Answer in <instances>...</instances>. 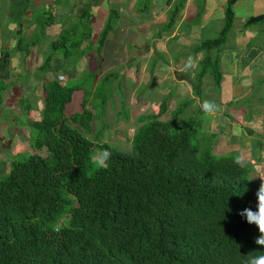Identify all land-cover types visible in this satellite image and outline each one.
<instances>
[{
    "label": "trees",
    "instance_id": "obj_1",
    "mask_svg": "<svg viewBox=\"0 0 264 264\" xmlns=\"http://www.w3.org/2000/svg\"><path fill=\"white\" fill-rule=\"evenodd\" d=\"M235 1L227 0L221 31L194 48V53L204 54L192 84L196 96L205 75H211L216 88L222 81L218 60L210 53L227 40ZM179 9H173L161 32L170 30ZM118 16L112 10L99 32L95 78ZM84 17L91 22L87 10ZM51 21L47 16L37 23L40 34L30 43H23L25 31H15L23 62L31 47L44 39ZM79 28L76 23L62 30L37 68L42 108L32 107L36 99H18L26 116L39 113L36 120L26 117V126L30 146L45 155L19 154L0 175V264H246L247 254L264 251L254 242L258 228L240 215L245 208L255 209L261 183L250 178L249 166L238 156L215 155L213 137L194 118L180 119L190 103L161 121L167 112L162 101L155 114L138 121L130 148L119 150L94 136L105 109L92 103L91 91L82 82L45 78L53 72L54 56L64 64L78 52L81 40L72 37L82 36ZM4 50L1 104L18 80L10 81L11 54ZM106 75L103 80L113 77ZM67 106L76 109L70 116L65 114ZM98 149L111 152L106 168L92 162Z\"/></svg>",
    "mask_w": 264,
    "mask_h": 264
},
{
    "label": "crops",
    "instance_id": "obj_2",
    "mask_svg": "<svg viewBox=\"0 0 264 264\" xmlns=\"http://www.w3.org/2000/svg\"><path fill=\"white\" fill-rule=\"evenodd\" d=\"M13 4L18 10L11 25H19L15 31L28 30L29 37L32 36L29 31L33 30V24L40 22L41 17L44 21L47 16H52L51 23L45 28V37L39 43L42 49L37 50L41 59L48 54L49 43L62 30L80 24L79 36H82L79 38L78 52L65 60L64 64L60 56L53 58V68L65 70L66 73L75 71L77 63L86 68L89 59L92 62L96 59L99 32L112 10L118 11L119 16L113 21L112 31L100 53L103 61L100 73L103 75L132 57L131 61L138 60V63L136 67L128 68V77L137 87L143 82H136L135 79L141 68H144V85L130 99L131 109L137 108L132 116L136 124L143 116L151 115L142 110H145L146 102L151 103L144 90L147 91L153 84L152 94L149 95L158 98L162 95L167 99L165 115L170 118L180 105L190 103L180 119L194 118L202 131L213 137L212 152L215 155L232 153L238 156L249 166L250 178L264 183L261 180L264 179V0L235 1L227 40L210 53L218 60L222 81L216 88L205 79V75L200 84V96L194 94L191 79L197 74L195 70L204 54L194 53V48L221 31L227 0H5L4 4L0 3V8L6 9ZM177 5H180V9L173 26L169 31L161 32ZM85 10L88 11L91 24L88 19L85 20ZM18 15H23L24 24H19ZM81 24H86L83 31ZM156 31L159 32L153 34ZM136 49L144 51L137 55ZM156 49H160L162 54ZM189 57L195 63L193 68H186ZM111 62L114 64L109 67ZM105 66L108 69L103 70ZM81 70L78 75H81ZM164 79L169 85L165 84ZM171 88L174 90L170 91ZM205 100L218 106L214 115L202 112L200 102ZM220 146H225L221 148L222 152H219Z\"/></svg>",
    "mask_w": 264,
    "mask_h": 264
},
{
    "label": "rangeland",
    "instance_id": "obj_3",
    "mask_svg": "<svg viewBox=\"0 0 264 264\" xmlns=\"http://www.w3.org/2000/svg\"><path fill=\"white\" fill-rule=\"evenodd\" d=\"M4 2L5 0H0V3L4 4ZM17 10L18 9L15 8L14 4L13 6L10 5L9 8L7 7L6 9L4 7L0 8V55L6 52L4 49H9L11 54V63L9 65L11 76L10 81H15V79L17 80L18 77L15 87H10V91L4 95V99H8L6 100V103H0V175L9 171L10 164L13 159H20V157L17 156L19 154L27 155L39 153L41 155H45V152L43 150L37 152L30 146L29 131L28 127L26 126V117H28L30 120L39 119L38 111H30L26 116L25 111H23L22 109V105L21 107L20 104L18 105L19 98H28L30 99V101L36 99V101H34L36 105L32 104V107H38V109L42 108V102L41 99H39V97L41 98L42 96L41 83L37 82L34 77V75L37 73V68L41 65L42 62L41 56L39 54L40 52L37 51L38 49H42V46H39V43L42 40H40L34 47H31L29 55L23 62V53H20V51H16L15 46V30L19 25H11L12 20L17 17L15 16ZM37 16L38 15H36V17ZM18 18L20 19V23H18L21 24L24 19L23 15H18ZM43 19L44 18L41 17V19L39 20ZM25 20H27L26 23L28 24V19L25 18ZM89 23L91 24V22ZM89 23L86 22L87 25ZM33 27V30L30 29L29 31V34L32 35L30 36L31 38L27 35L28 30L25 32V37L23 39L24 44L32 42L34 39H36L37 36H39L40 23L33 24ZM158 32L159 31H156L153 34H157ZM42 36L44 35L42 34ZM74 37H72L74 41L79 40L77 34ZM147 37L150 36L147 35ZM156 50H158L162 54L160 49ZM143 51V49H136L135 53L138 55ZM131 58L132 57H129L125 63L115 65L103 75L100 73V75L96 78L94 76L96 73H93L95 72V69L93 67L97 64L95 60L92 62L91 59H89L85 64L86 68H83V65H79V63H77L78 66L75 68L76 70L70 71L71 73H58L59 70L57 68H53L52 73H48L45 75V78H47V80H50L54 77L62 80L68 77L72 79V81H80L84 84L83 87L85 89L91 91L89 98L92 100V103L99 105L100 107L105 109L104 118H100L96 123L94 136H102L103 141L108 142L109 144H111V146L119 150H128L130 148V141L135 130L138 127V124H136L134 118L132 119V116L137 112V108L135 109L132 107L131 109L130 99L135 94L134 92L139 89V87H141L140 89H142L145 81V77H143L144 68H141L142 70L139 72L138 77H136L135 79L136 82H143L140 86L138 84V86L136 87L134 81L128 77V68L131 69V67H136L138 63V60H136V62H132ZM134 58L136 59V57ZM163 60L166 62L165 58H163ZM153 62L155 61L153 60ZM113 64L114 62H111L109 64V67ZM80 69H82L80 72L81 75H78ZM101 69L100 71H102ZM106 69H108L107 66L103 67V70ZM200 70L201 63L197 66L195 72L198 73ZM55 72L56 75L54 74ZM106 74L113 75V77L103 80ZM194 78L191 79L192 84L194 83ZM205 79L207 81H210V84H214L210 74H207L205 76ZM164 80L165 84L169 85V82L166 83L167 80ZM19 83H21V86H19ZM152 87L153 84H151L147 88V91L146 89L144 90V94L146 93V98L151 103L146 102L144 106L146 108L142 111L149 114L156 113V110L157 108L159 109L162 101L166 102L167 100L162 95H159V98L156 96L153 97V95H149V93L152 94ZM140 89L138 90V93L140 92ZM172 90H174V88L170 89V91ZM152 98L158 100H154ZM74 111H76L74 107L67 106L65 114L66 116H70V114ZM160 119L161 121H166L169 119V116L165 115ZM196 139H201V136H196ZM201 143L204 146L208 142L206 141ZM222 147L225 146H220L219 152L223 151V149H221ZM217 151L218 150H216L215 153H217Z\"/></svg>",
    "mask_w": 264,
    "mask_h": 264
},
{
    "label": "clouds",
    "instance_id": "obj_4",
    "mask_svg": "<svg viewBox=\"0 0 264 264\" xmlns=\"http://www.w3.org/2000/svg\"><path fill=\"white\" fill-rule=\"evenodd\" d=\"M195 67L192 57H189L186 63V68ZM200 108L205 115H214L218 110V106L211 101L200 102ZM111 158V152L106 149H98L92 154V162L97 168H106ZM264 180V179H261ZM260 183V182H259ZM257 203L255 209L245 208L240 212L242 217H245L249 224L255 225L260 235L255 238V244L264 248V183H261L256 193ZM259 252L260 254H255ZM249 259L246 264H264V251H253L247 254Z\"/></svg>",
    "mask_w": 264,
    "mask_h": 264
}]
</instances>
